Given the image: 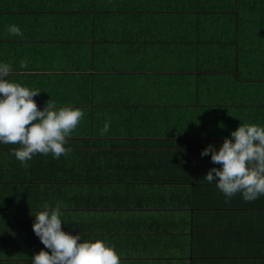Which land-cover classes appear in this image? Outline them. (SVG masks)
<instances>
[{
	"label": "trees",
	"instance_id": "16d2710c",
	"mask_svg": "<svg viewBox=\"0 0 264 264\" xmlns=\"http://www.w3.org/2000/svg\"><path fill=\"white\" fill-rule=\"evenodd\" d=\"M13 24L22 36L7 32ZM22 59L29 61L25 69ZM0 62L13 66L9 82L41 91L34 97L40 110L51 99L84 111L67 156L38 154L27 168L14 156L2 161L9 164H0L1 176L10 178L1 184L7 190L0 189V222L42 211L46 202H61L64 213L95 209L90 196L109 195L99 189L100 173L119 174L113 183L125 190L149 184L141 172L159 181L155 175H166L162 157L150 150L171 154L180 140L210 136L211 120L238 122L233 106L264 86V0H0ZM17 185L21 194L34 186L40 203H28V195L7 200ZM147 203L140 208H154ZM16 241L32 240L19 234Z\"/></svg>",
	"mask_w": 264,
	"mask_h": 264
},
{
	"label": "crops",
	"instance_id": "0c3cea01",
	"mask_svg": "<svg viewBox=\"0 0 264 264\" xmlns=\"http://www.w3.org/2000/svg\"><path fill=\"white\" fill-rule=\"evenodd\" d=\"M252 95V99L242 100L239 107L233 106L240 110L236 124L211 120L208 137V133L199 132L193 141L180 140L171 154L166 149L150 150L162 157L161 166L166 175H155L159 181L152 180L153 174L141 172L138 175L144 176L149 184L132 185L130 190H125L122 184L113 183V177L119 174L100 173L105 183L99 189L107 188L109 195L99 192L95 197L90 196L97 203L95 209L82 206L62 212L67 219L62 220V230L79 234L81 242L100 239L114 245L121 264H264V196L246 202L237 193L226 203L225 196L215 186L216 181L210 184L204 179L209 170L219 169L221 165L213 164L210 154L201 157L209 145L218 151L224 139H231V132L240 124L264 126V86ZM0 147L1 165L2 161H15L5 144L0 143ZM36 171L35 177H41L42 170ZM1 174L0 189H6L1 184L10 174ZM17 176L21 177L19 172L15 179ZM32 189L21 194L24 189L20 188L6 199L29 200L25 197L28 195L31 199L28 203L39 204L36 189L34 186ZM158 189L163 191L161 196ZM143 200L149 206L153 200L154 208L141 209ZM125 203L131 204L130 210L119 209ZM22 206L13 204L17 208L15 212L19 210L23 214ZM37 212L33 209L20 220L0 222V264H32V257L41 250L50 254L32 230L35 220H23L26 214L32 216ZM19 234L27 235L32 241L20 244L16 241Z\"/></svg>",
	"mask_w": 264,
	"mask_h": 264
},
{
	"label": "clouds",
	"instance_id": "9594fccd",
	"mask_svg": "<svg viewBox=\"0 0 264 264\" xmlns=\"http://www.w3.org/2000/svg\"><path fill=\"white\" fill-rule=\"evenodd\" d=\"M10 35L22 36L17 25L7 28ZM29 61L19 62L21 69L27 68ZM13 72L8 62H0V143L19 145L11 154L25 167L36 155H52L54 159L67 156L71 151L65 145L71 134L84 118V111L70 105L57 107L51 99L40 110L34 97L39 89L9 82L7 77ZM110 122L104 124L101 134L109 131ZM211 155L212 168L204 179L213 184L225 196V202L241 193L246 202L264 196V126L240 124L231 132V139L225 138L217 151L209 145L201 152V157ZM43 210L34 216V234L45 249L32 257V264H121L115 246L104 240L81 242L79 234L71 235L62 230L64 205L44 203Z\"/></svg>",
	"mask_w": 264,
	"mask_h": 264
}]
</instances>
